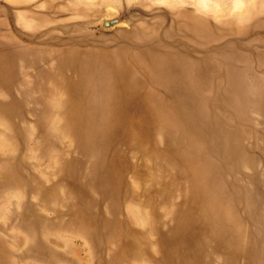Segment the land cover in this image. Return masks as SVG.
Instances as JSON below:
<instances>
[{
    "label": "rangeland",
    "instance_id": "1",
    "mask_svg": "<svg viewBox=\"0 0 264 264\" xmlns=\"http://www.w3.org/2000/svg\"><path fill=\"white\" fill-rule=\"evenodd\" d=\"M0 264H264V0H0Z\"/></svg>",
    "mask_w": 264,
    "mask_h": 264
},
{
    "label": "water",
    "instance_id": "2",
    "mask_svg": "<svg viewBox=\"0 0 264 264\" xmlns=\"http://www.w3.org/2000/svg\"><path fill=\"white\" fill-rule=\"evenodd\" d=\"M116 21H118V18H111V19H105L103 23L104 25H110L111 23H114Z\"/></svg>",
    "mask_w": 264,
    "mask_h": 264
},
{
    "label": "bare ground",
    "instance_id": "3",
    "mask_svg": "<svg viewBox=\"0 0 264 264\" xmlns=\"http://www.w3.org/2000/svg\"><path fill=\"white\" fill-rule=\"evenodd\" d=\"M182 43V42H181ZM239 209V208H238ZM239 211V210H238Z\"/></svg>",
    "mask_w": 264,
    "mask_h": 264
}]
</instances>
